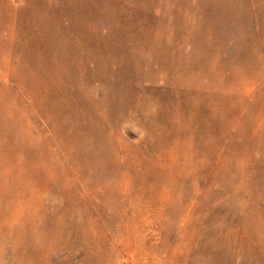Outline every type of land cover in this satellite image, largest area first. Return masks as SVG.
<instances>
[{"label":"rangeland","instance_id":"1","mask_svg":"<svg viewBox=\"0 0 264 264\" xmlns=\"http://www.w3.org/2000/svg\"><path fill=\"white\" fill-rule=\"evenodd\" d=\"M0 264H264V0H0Z\"/></svg>","mask_w":264,"mask_h":264}]
</instances>
